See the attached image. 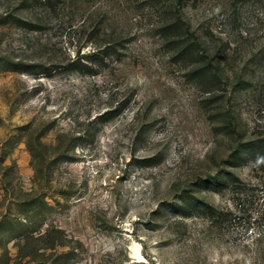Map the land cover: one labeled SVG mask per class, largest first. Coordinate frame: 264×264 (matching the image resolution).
<instances>
[{
  "label": "rangeland",
  "instance_id": "obj_1",
  "mask_svg": "<svg viewBox=\"0 0 264 264\" xmlns=\"http://www.w3.org/2000/svg\"><path fill=\"white\" fill-rule=\"evenodd\" d=\"M171 3L0 0V264H264V0Z\"/></svg>",
  "mask_w": 264,
  "mask_h": 264
},
{
  "label": "trees",
  "instance_id": "obj_2",
  "mask_svg": "<svg viewBox=\"0 0 264 264\" xmlns=\"http://www.w3.org/2000/svg\"><path fill=\"white\" fill-rule=\"evenodd\" d=\"M47 1H48V3H50V6L53 7V5H54L56 0H47ZM185 2H187V0H172L171 7L169 9H165V12L170 14V16L172 17L171 23L168 24V26L170 28L171 27L173 28L174 26L181 27V25L177 21H181V20H178V19H180V11H181L180 7L183 6L185 4ZM193 44L195 46H197V42L196 41H194ZM101 50L102 51H97L96 53L90 55L89 58H95L94 56L98 57V54H100L102 52L103 53H107V54H112V53H110L111 50H109V47L107 49H105V50L104 49H101ZM195 52H197V51H195ZM102 59L103 58L101 57V60ZM94 60H96V59H94ZM100 62L102 63L104 61H100ZM213 68H214L213 65H210L208 67L209 80L210 81L215 80L217 82V81L220 80L219 77H218L219 73L217 72V70H214ZM91 73L95 74L96 71L92 70ZM196 73H197V76H199L201 78H202V76H201L202 74H207V72L205 71V68H200L199 72L196 70ZM243 149H246L248 155H254V154L257 153V150H258L257 147H255L254 144H249L248 146L244 145L239 151H242Z\"/></svg>",
  "mask_w": 264,
  "mask_h": 264
}]
</instances>
